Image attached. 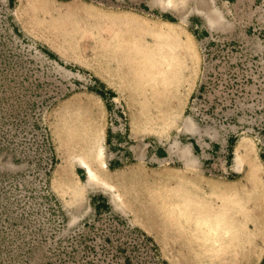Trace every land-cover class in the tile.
Listing matches in <instances>:
<instances>
[{"label":"rangeland","instance_id":"374dc122","mask_svg":"<svg viewBox=\"0 0 264 264\" xmlns=\"http://www.w3.org/2000/svg\"><path fill=\"white\" fill-rule=\"evenodd\" d=\"M255 187L264 0H0V264H264Z\"/></svg>","mask_w":264,"mask_h":264},{"label":"bare ground","instance_id":"6f19581e","mask_svg":"<svg viewBox=\"0 0 264 264\" xmlns=\"http://www.w3.org/2000/svg\"><path fill=\"white\" fill-rule=\"evenodd\" d=\"M103 146L100 141L97 142L95 145V149L93 148L92 152L91 151H84L83 155H75L76 161L86 170L87 173V180L88 182H99L101 183L104 187H106L108 190H110L113 194V196H117L118 198L120 195L115 191V185L109 182V177L106 176H101V174L95 170L91 163H90V157L92 156L96 161H102V156H103ZM105 164V163H103ZM243 166L242 162V155L240 151H237L234 155L233 158V169L235 171H240ZM259 187H255L252 190V193L248 194L243 193V195L238 194L237 201H235L236 207L239 212L242 213V216L237 218V219H231L230 217V211L228 212V217H227V212L226 210L221 206L220 210L214 211V212H204L203 214H199L195 216V225L196 227L198 225L197 229L203 232H207L208 237H211L213 233H219V230L222 231L223 235L222 236H227L228 233L231 231H234V233H245L247 227H246V221L249 219H254L256 224H261L262 221H264V202L262 201V197L259 196L260 194ZM249 196H252L255 200L253 206H248L247 205V198ZM228 220H231L232 225L229 226L226 224ZM224 224V226H223ZM226 224V225H225ZM238 235V236H239ZM216 239L214 238L213 240H208L205 239V241H212L214 244L216 243ZM218 242V241H217ZM206 243V242H205Z\"/></svg>","mask_w":264,"mask_h":264}]
</instances>
